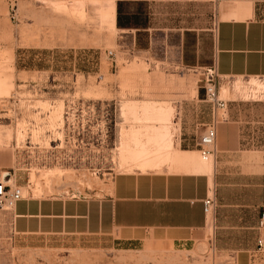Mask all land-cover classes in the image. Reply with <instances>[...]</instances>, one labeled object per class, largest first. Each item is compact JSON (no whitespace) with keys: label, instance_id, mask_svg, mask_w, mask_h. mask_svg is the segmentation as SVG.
Masks as SVG:
<instances>
[{"label":"rangeland","instance_id":"1","mask_svg":"<svg viewBox=\"0 0 264 264\" xmlns=\"http://www.w3.org/2000/svg\"><path fill=\"white\" fill-rule=\"evenodd\" d=\"M83 1L0 0V181L10 192L22 191L15 202L0 198V264L126 261L114 247L119 232H21L16 207L49 203L59 209L79 197L104 198L116 175L157 172L160 163H175L167 146L156 158L147 131L158 121L143 106L158 102L176 112L205 90L203 69L184 68L175 55L120 50L109 45V35H103L102 51L64 48L71 44V21L83 23L87 16ZM91 1L106 3L102 31L109 32L114 0ZM217 88L228 105L264 107V77L219 76ZM201 158L199 153L196 160L214 165V159ZM209 223L210 238L194 252L199 264L233 263L215 250L214 217Z\"/></svg>","mask_w":264,"mask_h":264},{"label":"crops","instance_id":"2","mask_svg":"<svg viewBox=\"0 0 264 264\" xmlns=\"http://www.w3.org/2000/svg\"><path fill=\"white\" fill-rule=\"evenodd\" d=\"M82 3L87 16L83 23L71 21L68 50L102 51L103 35H109V45L120 50L175 55L184 68L264 77V0H114V15L106 21L111 30L104 34L106 3ZM214 122L217 153L210 167L196 158L200 137ZM171 127L175 163H160L157 172L116 175L104 198L79 197L59 203V209L19 203L21 232L84 235L105 227L121 234L114 237L115 249L127 256L121 264H199L194 252L211 235L203 207L211 183L215 250L232 257L231 264L263 262L258 240L264 239V107L227 102L216 108L205 90H197L177 108Z\"/></svg>","mask_w":264,"mask_h":264},{"label":"built area","instance_id":"3","mask_svg":"<svg viewBox=\"0 0 264 264\" xmlns=\"http://www.w3.org/2000/svg\"><path fill=\"white\" fill-rule=\"evenodd\" d=\"M110 55H113L112 51H109ZM205 84L204 89L207 95V98L216 108H225L227 107V101L222 99L219 96V91L217 88V79L219 77L215 67L205 68ZM216 122L208 125L205 132L201 135L199 140V148L201 157L204 160L214 159L217 148H216V139H217V126ZM8 189L7 184L3 181H0V198H6L7 196L12 199L13 202L20 199L22 196V191L20 188H15L12 192ZM203 207L206 216V225L209 226L210 218L214 217L215 209L217 207V201L214 194H208L203 199ZM261 226H264V211L261 214ZM259 248L264 246V239L261 238L258 240Z\"/></svg>","mask_w":264,"mask_h":264},{"label":"bare ground","instance_id":"4","mask_svg":"<svg viewBox=\"0 0 264 264\" xmlns=\"http://www.w3.org/2000/svg\"><path fill=\"white\" fill-rule=\"evenodd\" d=\"M113 9H114V5L110 8V10L108 9L111 17L114 15L113 14V11H114ZM108 10H106V11H108ZM109 13H107V14H109ZM135 105L136 104L131 105L130 110H132V109L135 110L136 109ZM129 106H130V104H129ZM172 106H169L168 104L166 105V104L158 103V102L146 103L143 106L144 111L146 113L150 114L152 119L158 121L155 126L153 125L154 127H152V128L147 127V128H149V130L147 131V135L149 136L148 142L153 143L154 146H156L155 149H157V153H156L157 154V157H156L157 159L160 156V154L162 153L161 150H163L165 148V146H167L168 148H171L172 143H173L175 130L171 126H172V123H173V117L175 115V112H174V107H172ZM175 110H176V108H175ZM145 120L146 119H144V121ZM139 133H140V131H139ZM134 135H135L134 138H136V137L139 138L137 133L136 134L134 133ZM141 146H143V145L141 144ZM142 149H145V148H142ZM145 150H147V148ZM145 150H143V152H145ZM140 151H141V147H140ZM155 152H156V150H155ZM206 163H208V162H206Z\"/></svg>","mask_w":264,"mask_h":264}]
</instances>
